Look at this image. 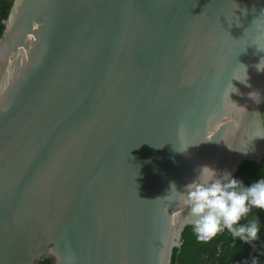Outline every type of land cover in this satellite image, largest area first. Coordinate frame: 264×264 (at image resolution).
Wrapping results in <instances>:
<instances>
[{"label":"water","instance_id":"water-1","mask_svg":"<svg viewBox=\"0 0 264 264\" xmlns=\"http://www.w3.org/2000/svg\"><path fill=\"white\" fill-rule=\"evenodd\" d=\"M3 24L0 264H172L199 166L264 159V0H13Z\"/></svg>","mask_w":264,"mask_h":264},{"label":"clouds","instance_id":"clouds-1","mask_svg":"<svg viewBox=\"0 0 264 264\" xmlns=\"http://www.w3.org/2000/svg\"><path fill=\"white\" fill-rule=\"evenodd\" d=\"M256 68L258 71H264V58ZM245 71L247 77L246 66ZM234 78L244 83L248 80V77L246 80ZM231 87L234 89L231 93L239 91L232 84ZM258 95L259 92L256 91L249 93L257 103ZM171 188L176 189L174 182ZM180 196L189 207L187 222L193 225L198 239H212L225 229L244 243L259 238L261 231L259 215L251 219L246 218L253 208L264 210V176L245 185L244 181L233 176L231 171H221L210 165H202L199 166L195 178L184 186ZM245 219L246 222L241 223ZM252 264H258V257L252 258Z\"/></svg>","mask_w":264,"mask_h":264},{"label":"trees","instance_id":"trees-1","mask_svg":"<svg viewBox=\"0 0 264 264\" xmlns=\"http://www.w3.org/2000/svg\"><path fill=\"white\" fill-rule=\"evenodd\" d=\"M13 0H0V35L4 29L3 20L9 14ZM264 176V159L257 163L255 161H244L237 171L235 177L242 179L245 185ZM259 215L261 231L259 238L255 240L257 245L264 250V210L252 209L246 219ZM242 220L241 223L246 222ZM251 246L239 238H234L226 229L209 240L197 238L193 226H188L184 233L181 245L173 251L172 264H252L250 257ZM258 264H264V256L255 253ZM50 259H45L39 264H51Z\"/></svg>","mask_w":264,"mask_h":264}]
</instances>
